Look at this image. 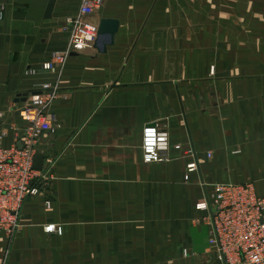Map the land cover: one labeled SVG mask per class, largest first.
I'll list each match as a JSON object with an SVG mask.
<instances>
[{
  "label": "crops",
  "instance_id": "1",
  "mask_svg": "<svg viewBox=\"0 0 264 264\" xmlns=\"http://www.w3.org/2000/svg\"><path fill=\"white\" fill-rule=\"evenodd\" d=\"M48 4L0 0V143L21 145L18 109L57 92L39 144L51 179L13 244L0 230V264H224L196 205L214 181L264 196V0H104L92 20H118L115 43L61 62L80 0L49 19ZM154 123L169 161L147 164Z\"/></svg>",
  "mask_w": 264,
  "mask_h": 264
},
{
  "label": "built area",
  "instance_id": "2",
  "mask_svg": "<svg viewBox=\"0 0 264 264\" xmlns=\"http://www.w3.org/2000/svg\"><path fill=\"white\" fill-rule=\"evenodd\" d=\"M104 0H80L75 16L66 20L68 50L54 56V62L63 61L73 53L93 48L99 37V24L92 20ZM53 69V63L44 66ZM48 94L33 95L21 109L20 144L5 148L0 143V230L9 244L22 230L23 209L26 201L37 197L48 187L50 169L37 170L39 144L46 132H54L55 118L47 113L57 98L55 87L44 86ZM53 88V89H51ZM170 149L169 133L158 124L143 130V160L147 164L167 162ZM197 170L191 164L188 173ZM189 180V174L186 175ZM48 208L51 201H47ZM198 210H208L210 219V245L224 264H264V196L256 192L255 183H218L212 185L205 203ZM46 233L63 235L59 225L45 227Z\"/></svg>",
  "mask_w": 264,
  "mask_h": 264
},
{
  "label": "water",
  "instance_id": "3",
  "mask_svg": "<svg viewBox=\"0 0 264 264\" xmlns=\"http://www.w3.org/2000/svg\"><path fill=\"white\" fill-rule=\"evenodd\" d=\"M57 0H49V4L46 11V18L52 17ZM120 23L114 19H102L99 23V37L96 43L97 48L101 52H107V47L115 43V36L118 33ZM21 148V145H19ZM44 165V157L38 156L36 158V169L42 170Z\"/></svg>",
  "mask_w": 264,
  "mask_h": 264
},
{
  "label": "rangeland",
  "instance_id": "4",
  "mask_svg": "<svg viewBox=\"0 0 264 264\" xmlns=\"http://www.w3.org/2000/svg\"><path fill=\"white\" fill-rule=\"evenodd\" d=\"M239 36V35H238ZM239 38H242L241 36H239ZM154 124H157V123H154ZM159 125V124H158ZM163 129V128H162ZM144 130V129H143ZM165 130V129H164ZM167 131V130H166ZM168 132V131H167ZM169 139H170V136H169ZM176 150H181V145H177L176 147ZM170 149H171V144H170ZM170 149H169V151H170ZM143 151V150H142ZM190 151V153H191V150H189ZM188 151V152H189ZM233 154H238V153H240V151L238 150V149H235V151H233L232 152ZM208 157L209 158H211L212 157V153H208ZM167 158L169 159V152L167 153ZM163 163V162H162ZM192 164H196V163H192ZM190 166V165H189ZM196 166H197V164H196ZM197 170H198V167H197ZM197 170L196 171H194V172H191V173H188L189 174V180L191 179V174L192 173H195V172H197ZM185 180H186V178H185ZM189 180H186V181H189ZM245 183H247V182H253L254 183V181H251V180H248V181H244ZM218 183H234V182H232V181H229V182H213V184H209V185H207V186H210V189L208 190V192L207 193H209L211 190H212V185H214V184H218ZM241 183H243V182H241ZM235 184V183H234ZM207 199V198H206ZM206 199L202 202V203H205V201H206ZM202 203H200V204H202ZM198 205L199 204H197L196 205V210L197 211H201V212H204L205 213V216L203 217V220H202V222H203V225H206V227H207V229H208V246H209V248L212 250V252H214L217 256H218V258L220 259V257H219V255H218V253L216 252V250L210 245V219H209V211L208 210H198L197 209V207H198ZM197 219L194 221V223H195V225H197V224H199V221H197ZM198 226V225H197ZM221 260V259H220ZM222 261V260H221ZM223 262V261H222ZM224 263V262H223Z\"/></svg>",
  "mask_w": 264,
  "mask_h": 264
}]
</instances>
